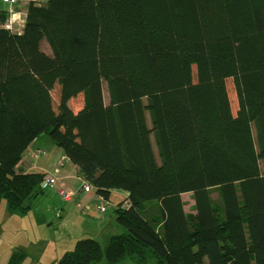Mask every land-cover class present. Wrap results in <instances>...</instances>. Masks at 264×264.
<instances>
[{
	"label": "trees",
	"instance_id": "16d2710c",
	"mask_svg": "<svg viewBox=\"0 0 264 264\" xmlns=\"http://www.w3.org/2000/svg\"><path fill=\"white\" fill-rule=\"evenodd\" d=\"M2 25L7 212L23 215L45 194L46 173L16 172L42 136L105 202L112 190L127 194L113 211L124 233L105 247L76 241L56 264H264V0H48L28 8L21 28ZM24 259L13 253L7 264Z\"/></svg>",
	"mask_w": 264,
	"mask_h": 264
},
{
	"label": "rangeland",
	"instance_id": "374dc122",
	"mask_svg": "<svg viewBox=\"0 0 264 264\" xmlns=\"http://www.w3.org/2000/svg\"><path fill=\"white\" fill-rule=\"evenodd\" d=\"M45 53H49L47 46H41ZM228 99L233 116L237 112V100L232 80L226 82ZM53 108L56 110L59 100V87L56 85L51 91ZM103 99L107 104V94L103 85ZM82 96L72 99L68 107L77 113L82 109ZM147 125L149 118L145 113ZM254 136V132H253ZM40 147L48 154L51 141L42 136ZM153 152L156 153L152 142ZM211 198L217 202V193L212 192ZM184 212L194 216V202L191 194H183ZM53 190L48 189L42 197L32 201L29 210L23 215L9 214L4 201L0 202V264H7L11 254L23 253L25 259L22 264H56L66 252H72L76 241L92 238L103 247L106 246L111 235H120L124 230L115 222L114 209L105 207V223H92L89 219L81 217L71 204L60 201ZM112 220V222H111ZM114 222V223H113ZM108 232V233H107ZM99 264H105L101 262ZM120 264H157L148 259L142 262L133 258Z\"/></svg>",
	"mask_w": 264,
	"mask_h": 264
},
{
	"label": "crops",
	"instance_id": "0c3cea01",
	"mask_svg": "<svg viewBox=\"0 0 264 264\" xmlns=\"http://www.w3.org/2000/svg\"><path fill=\"white\" fill-rule=\"evenodd\" d=\"M47 1L48 0H23L15 6L12 9V16L14 14H18L16 19H14L15 30L19 29L20 26L24 24L27 10L31 5L43 6ZM7 15V7L0 3V27L2 25V20L5 19ZM40 139L41 137L35 139L26 149L16 167V172H41L55 174L58 180L57 187L51 190H53V193L58 198V188L72 191L73 196L69 202H65L66 204H71L76 208V211L81 217L83 216L84 218L89 219L92 223L97 222L106 224V222H104L106 209L102 215L98 212V206L101 205L104 200L97 196L94 193V190L88 193H83L82 185L85 181L82 180L79 175L78 169L67 160L63 151L55 148L52 143L49 146V153L46 154L42 147H40V143L38 142ZM126 200L127 194L125 192L112 190L110 191L109 200L106 201V206L115 209L118 205L124 204Z\"/></svg>",
	"mask_w": 264,
	"mask_h": 264
},
{
	"label": "built area",
	"instance_id": "2783aa9c",
	"mask_svg": "<svg viewBox=\"0 0 264 264\" xmlns=\"http://www.w3.org/2000/svg\"><path fill=\"white\" fill-rule=\"evenodd\" d=\"M23 0H15V2L13 3L12 0H8V2L6 3L5 0H0V3L4 6L7 7V13L8 15L5 18V21L2 25V27L6 30L9 31H13L15 30L14 25L15 22L12 19V9L17 6L20 2H22ZM11 24V28L8 29L6 27V25ZM22 26H20L21 28ZM57 178L55 174H51V173H46V175L43 177L40 187L43 190H47V189H54L57 187ZM93 188L87 184L86 182L83 183L82 185V192L83 193H88L90 191H92ZM58 196L61 199L62 202H69L73 196V192L70 190H66L63 188H58ZM105 207H106V202L103 201V203L101 205L98 206V212L100 215H102L105 212Z\"/></svg>",
	"mask_w": 264,
	"mask_h": 264
},
{
	"label": "clouds",
	"instance_id": "9594fccd",
	"mask_svg": "<svg viewBox=\"0 0 264 264\" xmlns=\"http://www.w3.org/2000/svg\"><path fill=\"white\" fill-rule=\"evenodd\" d=\"M5 2L7 3L8 0H5ZM12 2L14 3L15 0H12ZM17 15H18V14H14V15L12 16V19H13V20L16 19V16H17ZM6 27H7L8 29H10V28H11V24L6 25Z\"/></svg>",
	"mask_w": 264,
	"mask_h": 264
}]
</instances>
